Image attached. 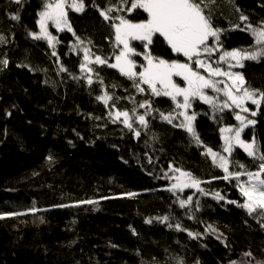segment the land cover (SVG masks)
<instances>
[{
	"label": "trees",
	"instance_id": "obj_1",
	"mask_svg": "<svg viewBox=\"0 0 264 264\" xmlns=\"http://www.w3.org/2000/svg\"><path fill=\"white\" fill-rule=\"evenodd\" d=\"M45 2L0 0V61H8L0 63V264H264V210L250 214L240 207L245 197L238 185L246 175L224 179L228 174L205 151H222L220 127L236 123V109L192 99L197 144L178 126L175 101L153 95L147 85L138 91L109 64L121 46L115 21L101 11L112 7L113 17L133 22L146 13L117 11L130 6L122 0H82L83 11L67 10L72 31L50 25L51 47L31 35ZM202 7L221 30L222 50L264 48L252 32L264 25V0H203ZM78 42L108 63L93 60L91 72L82 69ZM131 45L140 53L133 55L140 72L145 49L139 41ZM149 51L168 61L188 60L162 38ZM234 69L243 87L264 92V56ZM105 93L112 97L107 104L98 99ZM146 101L151 107H139ZM117 110L129 112L132 129L113 117ZM161 112L171 113L172 122ZM146 113L145 127L138 116ZM255 113L243 136L254 137L258 155L234 147L231 173L258 170L264 101ZM169 167L189 172L203 191L171 189ZM182 200L188 202L181 206Z\"/></svg>",
	"mask_w": 264,
	"mask_h": 264
},
{
	"label": "snow or ice",
	"instance_id": "obj_2",
	"mask_svg": "<svg viewBox=\"0 0 264 264\" xmlns=\"http://www.w3.org/2000/svg\"><path fill=\"white\" fill-rule=\"evenodd\" d=\"M20 3V0H16ZM123 3L130 6L125 8L116 9L117 11H126L128 13L140 12L147 14V18L139 22H133L127 19L125 16L113 17L111 13L113 8L109 7L106 10L101 11V15L105 20H114L112 24L115 33V42L117 46H121L118 54L115 55V63L110 66L119 69V71L134 81V86L138 91L143 92L144 89L141 85H147L151 90V93L155 96H167L173 101H177L178 97H182L183 102L177 103V108L188 109L191 107V101L194 98L205 100L208 103H212L213 98L205 95V89H213L217 92L223 90L227 100L224 102V108H230L235 106L241 109V111H248L243 105L246 101H251L252 104L259 107L262 101H264V92L258 89H249L248 87H242L245 84L244 77L241 73H233L231 71H223L220 67H213L211 63H207L205 60L200 59L202 53L211 56L212 53L217 51L216 47L209 46V38H215L219 41L220 29L213 27L210 16L205 14L202 7L203 0H122ZM72 9L77 12L84 10L82 0L77 3L73 0L72 3H68L67 0H46L43 6V10L39 13V34L32 33L31 35L35 39H47L48 43L55 47L53 41L55 37L48 32V24L51 22L57 29L63 31L65 28L68 31H72L71 25L67 19V10ZM13 19H19V16H14ZM242 20H246L247 17L241 16ZM251 29L252 26L249 25ZM253 35L256 37L257 43L264 44V25L259 29H252ZM155 38H162L166 42L170 49L175 53H182L184 57L188 58L192 63H180L178 61H171L153 57L150 46L154 43ZM3 37H0L2 40ZM79 39V38H78ZM139 41L142 43L145 52L143 58L147 61L146 66H142L143 70L136 72V62L131 58L133 55H140L135 48L132 47L131 42ZM55 54V53H53ZM90 49L84 50V63L81 64L82 69H87L91 72L92 69L87 65L90 62ZM261 56H264V48L260 51L250 52L246 49H233L231 51H225L219 57L220 61L231 60L235 61V65L243 67L242 61L245 60H257ZM95 62L98 64H107L106 59H102L100 56H95ZM4 65H7V59L0 61ZM233 65H229L231 68ZM199 69H205L207 75L201 74ZM179 76L183 78V81L187 83L186 87L178 85L173 77ZM226 76L229 80H232V85L225 84L224 88H218L217 83L211 79V77ZM88 83H92L91 78L88 79ZM242 92V95L235 94ZM106 104L112 97L105 93L104 96L98 97ZM230 102V103H229ZM115 108V105H112ZM139 107L146 108L151 105L146 101L140 104ZM135 112V110H133ZM253 116L255 112L251 113ZM146 115H139L138 120L141 125L147 126ZM162 120H166L169 123L172 122V115L169 113L165 115L163 112L159 113ZM183 116L184 121L178 125L185 128L191 136L195 139L197 144L200 143L199 136L197 135L193 121L195 115H188L187 112H181L179 114ZM115 119L119 120L123 117V123L129 128H133V124L130 123L131 116L129 112L115 111ZM236 119L241 121L239 128H236L235 136H225L224 152L231 153L233 150V141L240 148H243L249 157H256L257 153L254 150L255 141L246 143L241 139V132L246 126L244 117L237 114ZM255 121L248 120L247 124H254ZM223 132H232L233 129H222ZM136 136L140 135L139 131L135 132ZM207 154L212 157L213 163L218 164L226 175L224 179H228L229 176H234L239 180L242 175L247 176V180L241 182L238 187L241 194L246 198V202L241 204L240 207L247 209L251 214L257 209L264 210V154L259 156L260 163L258 170L255 172H235L229 171V160L212 149H207ZM51 159V157H49ZM243 167V165H240ZM179 171V169H177ZM184 177H188L191 183L187 182ZM200 182L191 176L190 173L181 172L177 177V184L173 185V188L180 187L181 189L187 187L199 188ZM201 191H203L201 189ZM134 195V194H130ZM217 199H223L216 194ZM191 200V197L188 198ZM188 201H181V206H184ZM86 203H93V201H86ZM234 203V202H233ZM32 211H35L33 208ZM11 215H16L12 213ZM165 220L167 217L164 218ZM150 222V221H149ZM179 227V225H177ZM191 235V233H190Z\"/></svg>",
	"mask_w": 264,
	"mask_h": 264
},
{
	"label": "rangeland",
	"instance_id": "obj_3",
	"mask_svg": "<svg viewBox=\"0 0 264 264\" xmlns=\"http://www.w3.org/2000/svg\"><path fill=\"white\" fill-rule=\"evenodd\" d=\"M67 2H68V3H72L73 0H67ZM137 22H139V21H137ZM50 25H51V22H49V24H48V32L53 36V34L51 33V31H50V29H49ZM52 25H53V24H52ZM260 27H261V26L256 27V28H254V29H259ZM39 31H40V29H39V18H38V30H37L36 32H33V33H37V34H39ZM55 41H56V40L53 41V44H55ZM256 41H257V40H256ZM259 44H260V43H259ZM209 46H211V47H216V48H217V51L214 52V53H212L211 56H208L207 54H203V53H202L200 59L205 60L207 63H211L213 67H220L223 71H231V72H233V73H237V72L240 73V71H237V69H234V68L239 67V66H236V65H235V61H231V60L220 61V59H219V57L223 54V52H225V51H231V50H222V48H221L220 45L218 44V41L216 42L215 38H214V40H213V44H212V45H209ZM51 47H53V46L51 45ZM121 47H122V45H121ZM86 48H87V47H86V46H82V45L80 44V42H78L77 45H76V49H80V51H81V53H82L83 60H84V50H85ZM232 50H233V49H232ZM248 51H250V52H256V51H259V49H258V48H252V49H249ZM131 58L134 60L133 56H132ZM93 60H95V57H93L92 55H90V57H89V61L91 62V61H93ZM176 61H178V62H180V63H192V61H189V60H187V61H185V62H183V61H181V60H176ZM84 62H85V61H84ZM90 62H89V63H90ZM115 62H116V61H115V58H114L113 62H109V64L111 65V64H113V63H115ZM169 62H171V61H169ZM89 63H88V64H89ZM242 63H244V61H242ZM146 64H147V61H145V65H144V66H146ZM230 64L233 65L231 68H229V65H230ZM118 70H119V69H118ZM142 70H143V68H142ZM199 71L201 72V74L207 75V72H206L205 69H199ZM173 79H174V81H175L178 85H180L181 87H186V86H187V83H186L185 81H184L185 84H181L179 81H177V79H181V80H183L182 77L174 76ZM211 79H213V80H215V81H218V83H217V87H218V88H221V89L224 88L225 84L231 86L232 83H233L232 80H229L228 77H226V76L211 77ZM242 87H243V86H242ZM210 90H211V89H205L204 92H205V95H207V96L213 98L212 103H208V102H206L205 100H202V99H201V100L204 101V102H206V103H208V104L214 105L215 107L220 108V109H231V108H235V109H236L235 117H236L237 114L243 116V117H244V122H245V124H246V126L243 128V131L241 132V139L244 140L246 143H251L253 140L255 141L254 137H252V140H251V141H246L245 138H244V136H243V132H244V130H245L249 125H251V124H247V121H248V120H253V121H254V119L251 118L250 115H251L252 112H254V110H255V108H256L257 106L255 105L256 107L253 108L252 106H254V104H252L251 101H246L245 104L243 105L244 108H247V109H248V111H246V112H245V111H241V109L236 108L235 106H232V107H230V108H224V107H223V104H224V102L227 100V96H225L224 91L221 90V91L217 92V91H215V90L212 89V90H213V93H212ZM235 94L242 95V92H240V93H235ZM178 102H179V103H182V102H183L182 97H178V98H177V101H175V103H178ZM229 103H230V102H229ZM190 108H191V107H190ZM190 108H188V109H186V110L180 108V113L186 111L188 115H194V114L190 111ZM114 113H115V112H114ZM114 113H113L112 115H113V117L115 118ZM181 118H182V121H181V123H182V122L184 121V118H183V116H181ZM121 119H122V121H123V117H121ZM181 123H180V124H181ZM240 125H241V121H239V120H237V119H236V123H235V124L222 125V126L220 127V134H221V138H222V142H223V149H222V151H215V150L212 149V151L218 153L219 155H223V156H225V157L229 160V156H230V154L224 152V147H225V140H224V137H225V136L234 137V136H235V131H234V130H235L236 128H239ZM193 127H194V121H193ZM228 128L233 129V131H232V132H223V131H221L222 129H228ZM184 129H185V128H184ZM236 146H238V145H236L235 142L233 141V148L236 147ZM238 147H239V146H238ZM207 149H209V148H205L206 153H207ZM210 149H211V148H210ZM242 149H243V148H242ZM254 150L256 151V144H255V148H254ZM256 153H257V151H256ZM257 155H258V153H257ZM257 155H256V156H257ZM209 156H210V155H209ZM210 157H211V156H210ZM211 158H212V157H211ZM217 165H218V164H217ZM228 166H229V165H228ZM220 168H221V167H220ZM221 169H222V168H221ZM181 172L189 173V172H186V171H183V170H179V171H177V169H173L172 167H169V169L165 172V173H166V176L169 178V181H170L169 185H170V188H171V189H174V188H173V185L177 184V177L180 176ZM191 176H192V175H191ZM192 177H193V176H192ZM184 179H185L187 182L191 183V181L188 179V177H184ZM196 180H197V179H196ZM246 180H247V176H246L245 180H243L242 182H244V181H246ZM199 182H200V181H199ZM187 188L193 189L194 191H200V190H201V184H199V188H195V187H187ZM179 189H181V188H180V187H177V188L174 189V191H177V190H179ZM183 189H184V188H183ZM245 202H246V198H245ZM245 202H244V203H245Z\"/></svg>",
	"mask_w": 264,
	"mask_h": 264
},
{
	"label": "bare ground",
	"instance_id": "obj_4",
	"mask_svg": "<svg viewBox=\"0 0 264 264\" xmlns=\"http://www.w3.org/2000/svg\"><path fill=\"white\" fill-rule=\"evenodd\" d=\"M254 112H255V110H254Z\"/></svg>",
	"mask_w": 264,
	"mask_h": 264
}]
</instances>
